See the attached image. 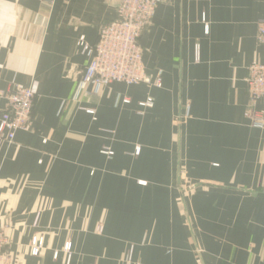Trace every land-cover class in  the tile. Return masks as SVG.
<instances>
[{"label": "crops", "instance_id": "crops-1", "mask_svg": "<svg viewBox=\"0 0 264 264\" xmlns=\"http://www.w3.org/2000/svg\"><path fill=\"white\" fill-rule=\"evenodd\" d=\"M118 2L0 0V92L38 82L30 130L0 137L6 250L15 264H264V128L245 116L264 0H164L138 39L161 85L74 95L78 40L95 44Z\"/></svg>", "mask_w": 264, "mask_h": 264}, {"label": "built area", "instance_id": "built-area-1", "mask_svg": "<svg viewBox=\"0 0 264 264\" xmlns=\"http://www.w3.org/2000/svg\"><path fill=\"white\" fill-rule=\"evenodd\" d=\"M163 1L119 0L115 18L100 26L95 44H87L83 37L78 40L82 52L88 57V62L76 84L74 95L87 89L93 94H98L111 82L161 85L160 72L154 78L145 73L138 39L150 24L157 6ZM256 41L259 44L264 43V20L257 22ZM245 81L249 103L245 116L252 126L264 128L263 113L256 108L258 102H264V63L257 61L250 63ZM37 91L38 82L31 80L29 84H15L12 89L0 92L5 100L0 114V137L12 141L17 130H30L32 107ZM140 105L151 106L152 99L148 97L145 102H140ZM186 108L185 116L188 106ZM88 112L91 113L92 110ZM102 152L108 155L113 153L108 148H104ZM102 230L101 224L96 226V232L101 233ZM8 244L9 239L4 226L0 225V264H15L6 250ZM42 248V236H33L30 241V253L38 255ZM70 248L71 243L66 242L63 249L69 252ZM57 253L54 252L55 257Z\"/></svg>", "mask_w": 264, "mask_h": 264}]
</instances>
